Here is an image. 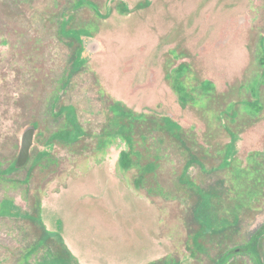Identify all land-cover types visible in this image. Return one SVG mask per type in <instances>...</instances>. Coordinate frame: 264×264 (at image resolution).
Masks as SVG:
<instances>
[{"label":"flooded vegetation","instance_id":"flooded-vegetation-1","mask_svg":"<svg viewBox=\"0 0 264 264\" xmlns=\"http://www.w3.org/2000/svg\"><path fill=\"white\" fill-rule=\"evenodd\" d=\"M115 1L123 18L120 24L139 25L130 39L118 34L121 25H112ZM108 2L106 47L95 29L80 24L73 13L86 7L101 18L95 0H77L59 28L71 50L65 81L89 75L97 111L91 116L83 99L56 106L54 114L62 117V127L50 132L39 120L31 121L8 166H0V177L26 171L27 185L43 163H56L60 146H68L78 161L91 158L90 172L94 170L93 176L72 178L77 185L70 191L67 187L51 192L57 195L51 207L46 208L51 195L43 191L52 184L49 175L31 190L24 229L27 234L33 230L35 242L26 233L8 240L10 246L24 248L17 264H243L233 253L252 245L264 224L243 248L211 253L264 205V0ZM196 39L202 48H192ZM91 91L87 96L94 99ZM29 127L34 145L19 168L22 135ZM178 156L181 171L169 188L161 173ZM82 178H87L84 183ZM66 196L85 212L103 217L105 224L90 230H102L105 245L121 228L130 246L137 242L138 254L130 247L127 258L101 257L81 248L73 234L76 229L59 209ZM141 200L156 201L157 215L161 201L180 202L175 228L186 236L184 249L166 246L172 238L162 237L161 231H167L170 222L160 226L151 245L144 243ZM12 206L11 200L3 201L0 217H16ZM263 238L264 234L248 252L257 255ZM42 250L45 256L37 260ZM258 258L264 264V254Z\"/></svg>","mask_w":264,"mask_h":264},{"label":"rangeland","instance_id":"rangeland-1","mask_svg":"<svg viewBox=\"0 0 264 264\" xmlns=\"http://www.w3.org/2000/svg\"><path fill=\"white\" fill-rule=\"evenodd\" d=\"M76 1L0 0V166L2 168L7 167L10 163L15 147L19 145L22 130L31 121L39 120L50 132H53L62 127V117H57L54 114L56 106L69 104L73 101L81 102L80 99H83L87 109L91 111V116L98 109L97 103H94V100L97 102V93L90 85L89 75L83 74L81 79L77 78L75 81L72 79L70 83H66L71 63V50L68 47V40L59 34V28L64 15L71 12ZM95 1L99 4L101 18H97L94 12L86 7L76 9L73 13L79 16L80 24H90L95 29V34L106 47L108 41L110 42L107 33L109 24L105 19L109 10V0ZM111 5L115 21L112 25L120 26L123 18L117 13V2L115 1ZM160 11L162 12L161 9ZM135 25L139 26L137 23L121 25L117 30L118 34H124L127 38L136 34L139 29L135 28ZM196 41L197 43L192 45V48H202L201 40L196 39ZM165 42V40L161 41V47H164ZM89 88L94 92V99L87 96L93 95ZM87 119H89L88 116ZM91 120H98V118L91 117ZM55 156L56 163L45 162L42 167L37 168L33 175L34 180L30 184L23 183L26 171L0 177V206L3 201L11 200L13 202L11 209L17 214L16 217H0V264H17L19 262L20 251L24 248H21L20 244L10 246L8 240L15 239L13 235L17 233L21 235L26 233L24 224L27 222L24 219L32 205L31 190L40 186L39 182L43 180L42 178L49 175V180L52 183L43 186V191L51 195L50 199L46 201L47 208L51 207V202L57 198V195H52L51 192L57 193L67 187L70 191L73 185H77V183H73L72 178L88 174L93 176L94 170L90 172L89 168L91 167L89 163L92 162L91 158L87 160L81 158L78 161L77 156L73 155L68 146H60L56 150ZM180 160L179 156L175 157L171 160L172 166L167 167L168 169L165 168L166 172L161 173L164 176L162 177L164 185L169 188H173V178L179 176L181 171L182 166L178 164ZM166 163L169 165L168 162ZM199 175L201 177V174ZM166 177L167 179H165ZM86 179L81 182L84 183ZM128 180L131 184L130 177ZM178 203L180 204L173 200L170 203L161 201L158 206L160 214L157 215L156 201L154 203L143 200L139 202V220L144 225L145 244L151 245L153 239L158 235L160 226L170 222L171 227L167 231H161L162 237L171 236L172 238V242L166 246L178 247L180 250L185 248L186 236L184 237L178 228H175L180 223L178 218H175L179 215L181 206ZM80 205L66 196L59 209L62 212L61 215L69 220V225L71 223L76 229L73 234L81 248L85 247L87 252L97 256L103 254L100 255L101 257L109 254L117 258H127L128 255H132L131 248L135 250V254H138L140 249L137 246L134 247L137 242L131 241L134 245L130 246L127 243L126 232H121V228L113 231L111 234L113 242L105 245L106 239L102 237V230L96 233L90 230L92 226L105 224L103 217L85 212V207ZM171 213L174 217L171 216ZM119 216L117 215L115 218L121 221L122 218ZM262 224H264V205L263 207L261 205L258 211L248 218V221L237 226L234 232L228 233L224 237L225 242L214 246L211 254L214 256L223 255L231 250L243 248ZM133 225L136 227V224L131 223V226ZM26 235H30L32 242H35L33 230ZM261 242L263 244L262 251L261 249L257 250L260 254H264V238ZM45 253L44 250L39 252L37 260L45 256ZM257 255L246 250L233 253L235 261L243 264H259L258 256L260 255ZM254 256L257 257V262Z\"/></svg>","mask_w":264,"mask_h":264},{"label":"water","instance_id":"water-1","mask_svg":"<svg viewBox=\"0 0 264 264\" xmlns=\"http://www.w3.org/2000/svg\"><path fill=\"white\" fill-rule=\"evenodd\" d=\"M33 145H34V130L33 128L29 127L25 130L24 134L22 135L21 151L17 164L19 168L23 167L26 161L28 160Z\"/></svg>","mask_w":264,"mask_h":264},{"label":"trees","instance_id":"trees-1","mask_svg":"<svg viewBox=\"0 0 264 264\" xmlns=\"http://www.w3.org/2000/svg\"><path fill=\"white\" fill-rule=\"evenodd\" d=\"M263 234H264V230L258 232V233L256 234V236L254 237L253 244H252V245H248V246L246 247V250H247V251H252V250H254V249H255L254 246L257 244L259 237H260L261 235H263ZM256 253H257L258 255H261L260 252H258V251H257ZM231 254H232V253H231Z\"/></svg>","mask_w":264,"mask_h":264}]
</instances>
